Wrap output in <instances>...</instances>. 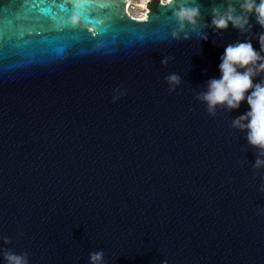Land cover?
Segmentation results:
<instances>
[{
	"label": "water",
	"instance_id": "1",
	"mask_svg": "<svg viewBox=\"0 0 264 264\" xmlns=\"http://www.w3.org/2000/svg\"><path fill=\"white\" fill-rule=\"evenodd\" d=\"M113 2L0 0V264H264V167L232 125L249 106L198 99L224 46L259 49L264 27L176 39L174 4ZM199 2L204 23L221 0Z\"/></svg>",
	"mask_w": 264,
	"mask_h": 264
},
{
	"label": "clouds",
	"instance_id": "2",
	"mask_svg": "<svg viewBox=\"0 0 264 264\" xmlns=\"http://www.w3.org/2000/svg\"><path fill=\"white\" fill-rule=\"evenodd\" d=\"M166 4H174L172 18L175 27L171 31L173 38L181 36L188 39L195 34L200 40L207 41L209 35L203 31L211 27L213 31L235 28L241 32L248 30L252 18L256 24L264 27V0H221V3L211 9L210 21L202 23V11L199 0H163ZM259 49L254 47L251 39L238 40L224 46L218 65L220 76L212 77L206 82L198 99L206 103L208 111L215 115L216 109H239L242 102H247L248 110L233 118V127L245 130L247 142L256 149L253 166L264 167V79L257 75L264 72V32L258 33ZM167 62V60L163 61ZM171 85H178L182 77L171 73L165 77ZM174 90V89H170ZM126 92L114 95L113 100H119ZM264 192V184L259 187ZM264 212V209L260 210ZM5 242L9 238H3ZM5 264H30L28 254L14 251H4ZM89 264H104L103 250L92 251L89 254ZM166 264V261H163Z\"/></svg>",
	"mask_w": 264,
	"mask_h": 264
},
{
	"label": "snow or ice",
	"instance_id": "3",
	"mask_svg": "<svg viewBox=\"0 0 264 264\" xmlns=\"http://www.w3.org/2000/svg\"><path fill=\"white\" fill-rule=\"evenodd\" d=\"M121 2V0H114L112 7H116L117 3ZM71 6L67 4H60L59 7L66 12L68 16H71L73 12H77L85 18H87V13L84 9L91 4V0H70ZM108 5H101V7H105Z\"/></svg>",
	"mask_w": 264,
	"mask_h": 264
},
{
	"label": "rangeland",
	"instance_id": "4",
	"mask_svg": "<svg viewBox=\"0 0 264 264\" xmlns=\"http://www.w3.org/2000/svg\"><path fill=\"white\" fill-rule=\"evenodd\" d=\"M149 1L150 0H130V4H128L129 13L136 18H144L148 11L147 4Z\"/></svg>",
	"mask_w": 264,
	"mask_h": 264
},
{
	"label": "bare ground",
	"instance_id": "5",
	"mask_svg": "<svg viewBox=\"0 0 264 264\" xmlns=\"http://www.w3.org/2000/svg\"><path fill=\"white\" fill-rule=\"evenodd\" d=\"M128 4H130V0H128ZM128 4H127V9H128ZM146 15H147V13H146ZM145 17H146V16H145ZM145 17H144V18H145Z\"/></svg>",
	"mask_w": 264,
	"mask_h": 264
}]
</instances>
